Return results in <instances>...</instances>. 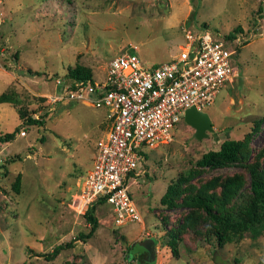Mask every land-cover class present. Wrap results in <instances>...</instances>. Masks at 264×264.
<instances>
[{
	"label": "rangeland",
	"instance_id": "obj_1",
	"mask_svg": "<svg viewBox=\"0 0 264 264\" xmlns=\"http://www.w3.org/2000/svg\"><path fill=\"white\" fill-rule=\"evenodd\" d=\"M263 17L264 0H0V134L21 125L13 141L0 144V264H132L129 247L152 238L153 264H264V233L234 234L219 247L207 231L212 222L189 199L204 192L221 214L253 199L250 169L264 164ZM200 27L220 37L242 28L234 40L237 77L206 110L213 130L197 139L182 120L172 140L146 150L129 184L143 221L117 227L109 206L94 203L98 223L87 237L91 227L73 195L109 121L87 100L51 99L72 80L70 68L103 80L110 59L129 45L146 65L162 63L177 56L184 29ZM27 118L43 123L28 126ZM226 136L243 143L240 159L198 166ZM182 176L191 177L177 185ZM230 179L239 186L224 195ZM169 185L176 189L165 194ZM171 233L179 238L173 248ZM71 240L55 259L43 256Z\"/></svg>",
	"mask_w": 264,
	"mask_h": 264
},
{
	"label": "built area",
	"instance_id": "obj_2",
	"mask_svg": "<svg viewBox=\"0 0 264 264\" xmlns=\"http://www.w3.org/2000/svg\"><path fill=\"white\" fill-rule=\"evenodd\" d=\"M183 38L177 56L153 65H146L137 47L129 45L110 59L103 80L72 79L58 99H51L87 100L91 107L104 109L109 121L95 143L91 169L73 195L82 214L94 203H103L117 227L142 222L129 184L146 150L172 140L186 109L205 112L237 77L235 39L202 27L184 29Z\"/></svg>",
	"mask_w": 264,
	"mask_h": 264
},
{
	"label": "trees",
	"instance_id": "obj_3",
	"mask_svg": "<svg viewBox=\"0 0 264 264\" xmlns=\"http://www.w3.org/2000/svg\"><path fill=\"white\" fill-rule=\"evenodd\" d=\"M242 28L237 27L230 31L225 37L228 39H236L235 35L237 33H241ZM16 58V54H14ZM68 76L73 80H94L91 77L90 72L85 69L84 67L75 66V68H70L68 70ZM4 100L0 98V102ZM77 102V101H75ZM26 124L30 125H41L43 120L36 119L33 120L31 118L26 119ZM258 121L256 126L253 128L256 131L260 126L258 125ZM21 125H17L13 131L6 132L4 134H0V144L5 145L16 138L17 133L19 132ZM242 142H237L232 140L229 136H226L219 148L217 150H211L210 152L205 153L201 158L197 161V165L202 168L208 169H216L221 168L227 164H234L236 163L241 157L240 150L242 148ZM145 157V154H144ZM264 162V161H263ZM251 173V180H250V190L253 195V199L250 202L248 208L241 210L240 212L231 213L225 212L221 214L213 207V200L212 197L210 198L209 195H206L204 192L195 191L189 199H191L192 206H196L201 208V210L206 214L205 216L209 221L212 222L213 225H210L209 229L207 230L208 233H212L217 238L218 246H223L227 242L231 241L230 236L234 234H244L246 232L250 233V237L256 238L260 237L264 233V164L261 170L257 169H250ZM191 176L180 177L177 181V185L181 184L182 181H188ZM18 181L19 177L16 178L14 181V188L18 189ZM239 186V182L236 179L228 180L224 183L223 186V194L229 195L232 194L233 190ZM175 187L173 185H169L166 193H174ZM164 199H162L163 201ZM94 212L93 207L89 208L84 213V218L86 222L90 225L91 229L87 237L94 232V229L97 227L98 220L92 213ZM82 236V235H81ZM83 237V236H82ZM171 240L174 242L171 244H176V241L179 240L178 236H175L171 233L170 236ZM72 241L68 243H64V245H58L54 247L48 254H45V258L47 260L55 259L64 248H68L72 245ZM175 254V251L172 250ZM213 260H217V254L213 251ZM125 256L126 259L129 260H136L137 264H144V259L147 256L146 252L142 251L141 249L137 248V243L132 247H129L128 251L126 252ZM136 257V258H135ZM153 264V263H152Z\"/></svg>",
	"mask_w": 264,
	"mask_h": 264
},
{
	"label": "water",
	"instance_id": "obj_4",
	"mask_svg": "<svg viewBox=\"0 0 264 264\" xmlns=\"http://www.w3.org/2000/svg\"><path fill=\"white\" fill-rule=\"evenodd\" d=\"M183 120L186 124L194 128V135L197 139L207 138V132L213 130L212 121L209 115L204 111H199L194 107L185 110ZM156 240L152 238L137 242V248L146 252L144 264H152L154 261V249Z\"/></svg>",
	"mask_w": 264,
	"mask_h": 264
},
{
	"label": "crops",
	"instance_id": "obj_5",
	"mask_svg": "<svg viewBox=\"0 0 264 264\" xmlns=\"http://www.w3.org/2000/svg\"><path fill=\"white\" fill-rule=\"evenodd\" d=\"M206 112V111H205ZM208 114V113H207ZM209 115V114H208Z\"/></svg>",
	"mask_w": 264,
	"mask_h": 264
},
{
	"label": "clouds",
	"instance_id": "obj_6",
	"mask_svg": "<svg viewBox=\"0 0 264 264\" xmlns=\"http://www.w3.org/2000/svg\"><path fill=\"white\" fill-rule=\"evenodd\" d=\"M136 261V260H135ZM137 262V261H136Z\"/></svg>",
	"mask_w": 264,
	"mask_h": 264
}]
</instances>
